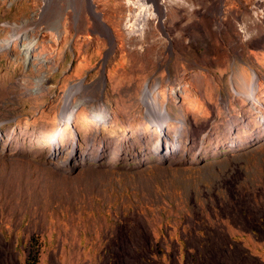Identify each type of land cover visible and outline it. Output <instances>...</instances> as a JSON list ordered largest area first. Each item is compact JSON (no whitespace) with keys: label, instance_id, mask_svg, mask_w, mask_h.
<instances>
[{"label":"rangeland","instance_id":"rangeland-1","mask_svg":"<svg viewBox=\"0 0 264 264\" xmlns=\"http://www.w3.org/2000/svg\"><path fill=\"white\" fill-rule=\"evenodd\" d=\"M186 1L0 0V264H264V0Z\"/></svg>","mask_w":264,"mask_h":264},{"label":"bare ground","instance_id":"bare-ground-1","mask_svg":"<svg viewBox=\"0 0 264 264\" xmlns=\"http://www.w3.org/2000/svg\"><path fill=\"white\" fill-rule=\"evenodd\" d=\"M127 5L134 8L133 12H129V16L124 24V28L126 30V34L128 36H132L135 34L142 35L145 33V28L149 24L150 20H155L158 16L159 11H168L167 3L174 4L177 6L186 5V0H159L157 3L150 4L151 1L155 0H125ZM191 9V8H190ZM89 11L92 17L96 20V23L100 26L102 25L101 16L96 14L94 5L92 4V0H89ZM12 41H6L5 42V49H8L11 47ZM111 45H113V42L111 41ZM32 45L27 47L26 49V66L28 67L31 64V50ZM109 53H107L108 55ZM256 77L249 85V92L244 93L246 97L250 100L254 99V95L256 92ZM84 89V83L83 81L80 82L77 85L72 86L69 91L67 92L65 99H64V105L61 111L60 115V123L59 127H64L66 124H71L74 119V114L76 108L82 104L84 101L81 100L78 103L73 102L74 96ZM90 98V97H89ZM88 98V100H89ZM143 103L147 110V116L148 121L152 124H157L158 129L160 130L161 135H163L165 129H166V122H167V114L166 112L161 109L154 98L151 89L147 87L143 93ZM106 109H101L97 117L98 119H103L106 117ZM59 135V131L57 132ZM57 138V137H56ZM57 140V139H55ZM75 148V147H74ZM158 151L164 155V146L163 144L159 143L157 146Z\"/></svg>","mask_w":264,"mask_h":264},{"label":"trees","instance_id":"trees-1","mask_svg":"<svg viewBox=\"0 0 264 264\" xmlns=\"http://www.w3.org/2000/svg\"><path fill=\"white\" fill-rule=\"evenodd\" d=\"M33 248L34 250L32 251V254L29 256L26 264H38L39 263L40 250L36 246H34Z\"/></svg>","mask_w":264,"mask_h":264},{"label":"water","instance_id":"water-1","mask_svg":"<svg viewBox=\"0 0 264 264\" xmlns=\"http://www.w3.org/2000/svg\"><path fill=\"white\" fill-rule=\"evenodd\" d=\"M76 136L78 137V134L76 133Z\"/></svg>","mask_w":264,"mask_h":264}]
</instances>
